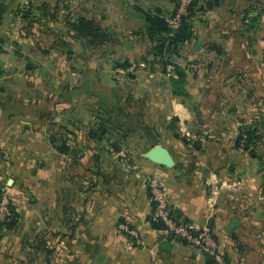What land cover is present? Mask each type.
I'll return each instance as SVG.
<instances>
[{
    "label": "crops",
    "instance_id": "obj_1",
    "mask_svg": "<svg viewBox=\"0 0 264 264\" xmlns=\"http://www.w3.org/2000/svg\"><path fill=\"white\" fill-rule=\"evenodd\" d=\"M0 6V185L18 215L0 264H209L155 225L153 176L225 264H264V0H198L187 38L162 55L148 15L166 21L177 0ZM82 18L91 34L74 27ZM124 60L142 66L102 75ZM243 124L259 129L247 151ZM234 180L245 182L227 188Z\"/></svg>",
    "mask_w": 264,
    "mask_h": 264
},
{
    "label": "built area",
    "instance_id": "obj_2",
    "mask_svg": "<svg viewBox=\"0 0 264 264\" xmlns=\"http://www.w3.org/2000/svg\"><path fill=\"white\" fill-rule=\"evenodd\" d=\"M196 0H178L175 10L170 13L166 22L170 29L169 35L174 36L180 29L183 20L190 15V8ZM142 64L134 63L130 68H118L115 71V78L119 81L126 79L129 73L134 72ZM194 69H199V64L193 65ZM153 76V75H151ZM247 135L243 133L242 142L240 145L241 150H245V143ZM245 180H234L226 187L229 189L237 190ZM149 186L151 197L154 202L153 220L161 222L165 225L166 230L174 237H178L187 243H190L208 257H212L219 264H225L223 254L218 248L217 241L212 232L206 227H198L191 221L180 218L176 213L170 202V196L165 187L163 186L159 177L153 176L149 179ZM264 200V196L261 195ZM13 208L9 187L6 184L0 185V238L7 223L12 220ZM119 229L127 233L130 237L132 245L139 246L142 244V239L138 231L132 228L127 223H121ZM1 251V247H0Z\"/></svg>",
    "mask_w": 264,
    "mask_h": 264
},
{
    "label": "trees",
    "instance_id": "obj_3",
    "mask_svg": "<svg viewBox=\"0 0 264 264\" xmlns=\"http://www.w3.org/2000/svg\"><path fill=\"white\" fill-rule=\"evenodd\" d=\"M197 1L198 0L193 2V4L191 5V8H190V15L183 20L180 29L172 37V39H171L172 44H179V43L185 41V39L187 38V35L189 34L188 22H189V19L191 18L192 14H193L194 6L197 3ZM219 1H221V0H219ZM177 3H178V0H177ZM148 20H149V24L151 25V31H153L152 32V34H153L152 37L154 38V40L156 41V44H157L156 45V49H158L160 51V52H158V54L162 55L163 51H164V48H165V45L158 43V37H159L158 34H159L160 31L164 30V29H162V27L166 26V28L169 29L168 24H167V22L164 19H161L158 16L152 17V16L148 15ZM74 27L81 34L82 33H86V32H89L91 34V32H92L91 30L94 27V25L91 22H89L88 20L82 18V19L79 20V22L77 24L74 25ZM95 31L97 32L96 26H95ZM95 36H96L95 37V39H96L97 38V33H96ZM154 36H157V37L155 38ZM161 62L163 63L164 67H166L167 62H164L163 60ZM129 66L130 65L124 64V65H120L119 67H121V68H129ZM175 69H176V73H177L179 78L178 79H172V82H173V84L175 86V93L176 94H180V93H182V89L180 87H178V86H179L180 83H182V80H183V77H184V72L178 66H176ZM243 133H245L247 135V141L245 143V149H248L250 143L252 142V139L256 138L257 135L251 129L244 130L241 133V135H240L239 145H241L242 138H243ZM12 208H13V217H12V220L7 223V228L13 227L17 223V220H18V215H17V213H16V211H15L13 206H12ZM175 213L178 215V213L176 211H175ZM155 225L157 227H159V228H162V229L166 228L165 225H163L161 222H156ZM207 258L209 259V264H219L212 257H208L207 256Z\"/></svg>",
    "mask_w": 264,
    "mask_h": 264
},
{
    "label": "rangeland",
    "instance_id": "obj_4",
    "mask_svg": "<svg viewBox=\"0 0 264 264\" xmlns=\"http://www.w3.org/2000/svg\"><path fill=\"white\" fill-rule=\"evenodd\" d=\"M50 13H51V16H53V13L52 12H50ZM162 29H164V30L160 31L159 34H158V36H159L158 37V43L164 44L166 48H168V47L171 48V44H172L171 39H172L173 36L169 35V31L170 30L167 29L166 26L165 27H162ZM96 30H97V32H96L97 33L96 46L97 47H100L103 44V42H104L103 41V38L101 37L102 36V28H100L99 25H96ZM124 64H127L128 65V62L126 60H124V61L119 62V64H116V65H114L112 63L111 64V67H110V70L107 71V72H105V73H103L102 75L105 76V74H106V76H114L113 74L115 73L116 69H118L117 67L120 66V65H124ZM178 87L181 88V84H179ZM0 99H3L1 103H5L6 104V101H7L6 93H4V94L3 93H0ZM241 129H242L241 133L244 130H248V129L253 130L255 132V134H256L257 131H259V129L257 128V126H254L253 124L252 125L243 124L241 126ZM244 151H247V150H244Z\"/></svg>",
    "mask_w": 264,
    "mask_h": 264
},
{
    "label": "water",
    "instance_id": "obj_5",
    "mask_svg": "<svg viewBox=\"0 0 264 264\" xmlns=\"http://www.w3.org/2000/svg\"><path fill=\"white\" fill-rule=\"evenodd\" d=\"M4 12V7L0 6V15ZM238 225V221L237 220H234L232 223H231V230L234 229L236 226ZM164 248H168L169 246V243L168 241H165L162 245Z\"/></svg>",
    "mask_w": 264,
    "mask_h": 264
}]
</instances>
